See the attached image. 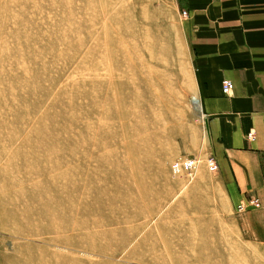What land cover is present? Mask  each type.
Listing matches in <instances>:
<instances>
[{
	"label": "rangeland",
	"instance_id": "obj_1",
	"mask_svg": "<svg viewBox=\"0 0 264 264\" xmlns=\"http://www.w3.org/2000/svg\"><path fill=\"white\" fill-rule=\"evenodd\" d=\"M189 57L176 0H0V264H264L173 171Z\"/></svg>",
	"mask_w": 264,
	"mask_h": 264
},
{
	"label": "crops",
	"instance_id": "obj_2",
	"mask_svg": "<svg viewBox=\"0 0 264 264\" xmlns=\"http://www.w3.org/2000/svg\"><path fill=\"white\" fill-rule=\"evenodd\" d=\"M176 1L203 135L187 153L218 164L212 172L203 163L189 183L180 181L208 206V219L226 221L242 247L264 256V0ZM224 79L234 83L230 94ZM242 203L247 210H238Z\"/></svg>",
	"mask_w": 264,
	"mask_h": 264
},
{
	"label": "built area",
	"instance_id": "obj_3",
	"mask_svg": "<svg viewBox=\"0 0 264 264\" xmlns=\"http://www.w3.org/2000/svg\"><path fill=\"white\" fill-rule=\"evenodd\" d=\"M185 16L188 15V13L185 11L183 12ZM223 92L225 94H230L234 89V83L230 79H224L223 85H222ZM249 137L254 138V133L250 132ZM198 159L196 157H180L178 160H176L173 165V171L175 174L180 175L183 173H186L188 175L194 174V172L197 170L198 167ZM208 164L209 169L212 172H216L218 170V164L212 156L208 158ZM249 204L251 207L258 208L260 206V202L257 198H251L249 199ZM248 205L246 203H242L238 206L239 211H245L247 210Z\"/></svg>",
	"mask_w": 264,
	"mask_h": 264
},
{
	"label": "bare ground",
	"instance_id": "obj_4",
	"mask_svg": "<svg viewBox=\"0 0 264 264\" xmlns=\"http://www.w3.org/2000/svg\"><path fill=\"white\" fill-rule=\"evenodd\" d=\"M108 65L110 66V67H117V65H116V61L115 60H112V62L110 61V63H108ZM199 108V107H198ZM53 147H51V149H52ZM120 196L118 195V196H116L115 198L116 199H118ZM30 233H32V232H30Z\"/></svg>",
	"mask_w": 264,
	"mask_h": 264
}]
</instances>
